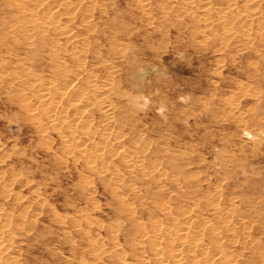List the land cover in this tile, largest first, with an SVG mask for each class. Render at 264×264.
I'll return each mask as SVG.
<instances>
[{
	"label": "rangeland",
	"instance_id": "rangeland-1",
	"mask_svg": "<svg viewBox=\"0 0 264 264\" xmlns=\"http://www.w3.org/2000/svg\"><path fill=\"white\" fill-rule=\"evenodd\" d=\"M185 1L149 0L145 11L140 0H90L89 31L81 17L63 19L118 68L110 127L118 147L91 169L67 150L68 131L41 112L39 89L28 87L57 62L73 69V45L17 22L36 4L0 0V209L12 214L3 264H158L155 242L166 231L174 237L195 217L224 226L228 213L226 246L241 264H264V0H211L210 27L200 0ZM228 4V20L219 19ZM253 9L260 16L247 21L242 13ZM34 106L38 120L27 110ZM161 244L173 264L167 248L177 241Z\"/></svg>",
	"mask_w": 264,
	"mask_h": 264
},
{
	"label": "bare ground",
	"instance_id": "bare-ground-1",
	"mask_svg": "<svg viewBox=\"0 0 264 264\" xmlns=\"http://www.w3.org/2000/svg\"><path fill=\"white\" fill-rule=\"evenodd\" d=\"M169 1L172 2L175 0ZM187 1L191 4L195 2L194 0ZM187 1L185 2L187 3ZM140 2L143 9L145 8V11L149 9V0H140ZM200 3L202 14L205 16L207 25L209 26L211 24L209 13L214 10L211 0H200ZM28 4H36L35 10L27 13L24 12L27 18L23 15V19L19 18L17 22L24 24V21H26V23H32L33 27L39 26L41 29H52L57 31L58 34L60 33V36L64 37L68 44L73 45L68 53L74 58L75 62L73 69L66 67L61 62H57L55 69L50 71L48 78H42L39 77V75L36 77L34 76L35 78L30 81L28 87H31L32 89L36 87L39 89V93L37 92L38 94H36L41 99V112L45 114V117L48 118L49 122L51 124L55 122L56 127L59 128L63 126L64 129L68 131L67 133L65 131L67 150H71L72 148V151L75 150L78 151L80 155H85L86 161L88 159L87 162L91 166L89 168L93 169V167L96 166L97 161L102 162L105 155H107V147L117 148L118 146L115 144H117L120 139L119 135H113L112 129L110 128L115 122L113 117L114 109L117 107V100L115 99H117V92H120L119 79H117L116 76L118 68L116 65H112L113 62L105 56L106 52L104 53L102 51L99 47L100 45L98 46L96 42L92 40L93 37H88L87 39L78 38L76 33L71 27L67 26V22L65 23V21L73 23L74 20L81 17L80 21L82 28L87 27L88 31L92 30L96 26L94 23L93 12L95 3L93 4L90 0H28ZM230 4H228L224 11L221 10L217 12V14H222L219 19L224 17L225 20H228L226 19V16L233 7V5ZM17 8H20V5H18ZM249 9L250 8H248V10ZM242 15L247 17V21L252 19V17L260 16L259 12L254 11V9L253 11L243 12ZM64 18L66 19L65 21H63ZM232 23V19H229L228 22L226 21L225 32H231ZM207 25L205 24L206 27H208ZM16 27L20 28L21 25ZM244 30V34L247 35L249 32L248 28H245ZM26 39H29L30 41L32 39L31 35L26 37ZM49 44L50 43H48V45ZM57 50L59 49L57 48ZM56 51L53 49L51 55L52 58L54 57L56 61H59L61 59V54L59 55ZM99 57H103V59L100 58L98 60L97 58ZM58 58L59 60H57ZM61 60L64 61L63 57ZM0 62L2 63L0 69H2L3 72V66L6 67L7 61L1 57ZM27 67L28 66H24L22 71L27 72L29 70ZM13 77H15V74ZM19 77L20 75L17 76V78ZM23 82L25 81L23 80ZM57 87L62 89L57 91ZM40 88H42V90ZM51 91H53V96H50ZM29 102L30 101H26L25 103L27 104ZM27 110L32 111V118L34 117V120L40 118V112L35 106L33 108L28 107ZM98 117H100L99 120ZM41 121L42 120L39 119V122ZM101 127L102 130H100ZM99 135L102 140L97 143L95 138ZM81 138L83 140H80ZM94 140L97 143L96 146H90V142H93ZM116 148H113V151H111L114 152V149ZM213 210L217 211L218 208L214 207ZM11 215L12 214L0 209V264L6 262L7 254L11 251L10 249L12 247L9 238L4 239V235H6L5 232L8 236L11 235L10 233L12 232ZM21 217L24 218L22 215ZM2 218L6 220L5 223L2 222ZM193 220L190 219L182 224L181 227H178L177 231L174 233V237L170 235L171 231H166L164 237L159 238L158 242H155L159 245L154 248L155 255L158 256V264L168 263L167 259L163 260L160 256L162 253L160 247L163 246L161 242L166 241L171 244L174 242V238L177 241L178 246L173 247L172 249L167 248L173 264H241L239 260L241 255H236L233 252V249L229 250L225 244L226 238L223 236V233L225 232H234V229L232 228V217L229 213L224 217V221H222L225 223V225L223 224L224 226H216V224L211 221L206 222L207 220L197 225ZM144 236L146 235L144 234ZM231 242L233 243L234 239L231 240Z\"/></svg>",
	"mask_w": 264,
	"mask_h": 264
}]
</instances>
